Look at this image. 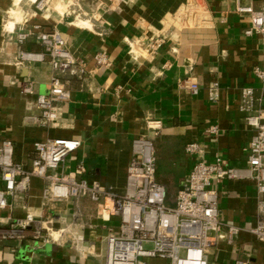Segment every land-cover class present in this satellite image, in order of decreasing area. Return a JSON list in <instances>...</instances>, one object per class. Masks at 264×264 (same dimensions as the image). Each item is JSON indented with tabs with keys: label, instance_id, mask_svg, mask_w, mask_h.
<instances>
[{
	"label": "crops",
	"instance_id": "1",
	"mask_svg": "<svg viewBox=\"0 0 264 264\" xmlns=\"http://www.w3.org/2000/svg\"><path fill=\"white\" fill-rule=\"evenodd\" d=\"M37 1L0 0V137L13 142L16 162L31 168L37 142L79 140L81 147L57 173H74L84 166L86 172L77 180L97 182L121 197L132 142L148 137L155 144L157 180L169 202L183 190L194 165L187 144L199 143L201 158L208 163L222 157L233 167L246 166V149L256 131L240 108L241 95L253 88L264 107V90L255 76L263 39L246 35L250 18L239 14L237 6L261 10L264 0H202L207 24L190 27L178 19L187 0H49L50 7L43 10ZM60 4L66 6L63 12ZM35 26L60 31L87 70L84 76H62L70 99L59 105L56 126L33 119L39 116L36 98L48 93L53 76L48 58L19 62L21 53H44ZM20 32L29 34L24 43L18 42ZM158 38L162 46L150 50ZM101 51L107 52L110 64L99 69L94 57ZM187 80L198 83L197 94L184 84ZM28 82L33 95L22 94ZM150 121L161 122L162 128L151 130ZM47 183L33 178L10 198L0 218L8 222L32 214L51 219L58 239L45 240L49 236L44 228L50 223L33 225L22 241H0V264H106L107 237L116 231L118 220L103 217L104 201L67 200L45 207ZM217 191L220 221L238 226L241 233L213 246L214 259L209 255L208 263L264 264V243L248 231L256 224L258 201L264 196H258L250 180L224 182Z\"/></svg>",
	"mask_w": 264,
	"mask_h": 264
},
{
	"label": "built area",
	"instance_id": "2",
	"mask_svg": "<svg viewBox=\"0 0 264 264\" xmlns=\"http://www.w3.org/2000/svg\"><path fill=\"white\" fill-rule=\"evenodd\" d=\"M49 0H39L36 7H48ZM239 14H247L250 28L247 36L258 34L263 39L262 63L255 68V76L264 90V6L255 10L251 6H237ZM180 22L186 26H203L208 21V13L202 0H187L178 14ZM37 39L44 47V53H21L20 64L42 62L47 57L53 70L47 94H39L36 107L39 116L35 119L43 126H56L59 120V105L70 99V91L62 76L72 74L84 76L85 64L75 58L62 33L56 29L47 31L35 26ZM29 34L20 32L18 42L24 43ZM158 38L150 43V50L162 46ZM96 68L108 67L107 52H98ZM193 94L199 91L194 80H187ZM22 94L33 95L31 82L22 87ZM263 98L258 97L253 88H245L241 95V110L246 114L247 124L256 131L247 151L245 167H233L222 158L208 163L201 158V146L197 142L187 144L186 153L194 159L193 168L182 191L173 202L168 201L166 188L157 180V156L155 144L148 137H138L132 142V159L127 172L125 194L116 197L97 182L77 180V175L86 169L79 166L76 172L58 174L57 170L65 160L75 154L81 142L74 139L51 138L34 145L36 157L31 168H25L15 161L14 144L0 137V212L10 207V198L24 191L33 178L46 180L42 194L45 207L49 204L73 200L76 203L89 199L103 205V217L118 220L116 231L107 237L106 264H209V250L220 240L233 241L241 229L233 224L220 221L219 194L217 186L224 182L250 180L254 182L258 196H264V107ZM149 128L158 131L161 122L150 121ZM216 128L211 129L215 134ZM108 201V203H106ZM50 223L47 231L53 230L52 220L36 218L32 214L4 222L0 218V241H22L33 225ZM257 240L264 243V200L258 201L256 224L248 230ZM38 237H41L38 234ZM45 240H50V238ZM150 245L147 249L144 246ZM234 264H250L237 260Z\"/></svg>",
	"mask_w": 264,
	"mask_h": 264
},
{
	"label": "rangeland",
	"instance_id": "3",
	"mask_svg": "<svg viewBox=\"0 0 264 264\" xmlns=\"http://www.w3.org/2000/svg\"><path fill=\"white\" fill-rule=\"evenodd\" d=\"M48 7H50V5L48 6ZM47 226V225H46ZM49 225L46 227V228H48L49 229ZM46 232V234H47V231H45ZM54 232H56V230H49V233L51 234V236L52 237H50V239H58V237H59V234L58 233H54ZM145 248H147V249H150L151 248V246L150 245H145L144 246ZM214 253H215V248H210V259H211V261L214 259Z\"/></svg>",
	"mask_w": 264,
	"mask_h": 264
},
{
	"label": "bare ground",
	"instance_id": "4",
	"mask_svg": "<svg viewBox=\"0 0 264 264\" xmlns=\"http://www.w3.org/2000/svg\"><path fill=\"white\" fill-rule=\"evenodd\" d=\"M65 7H66L65 5H63V4L61 5V4H60V6L58 7V9H59L61 12H63L64 9H65Z\"/></svg>",
	"mask_w": 264,
	"mask_h": 264
},
{
	"label": "clouds",
	"instance_id": "5",
	"mask_svg": "<svg viewBox=\"0 0 264 264\" xmlns=\"http://www.w3.org/2000/svg\"><path fill=\"white\" fill-rule=\"evenodd\" d=\"M13 15H15V13H13ZM12 28H13V25L9 24V25H8V30L11 31Z\"/></svg>",
	"mask_w": 264,
	"mask_h": 264
}]
</instances>
